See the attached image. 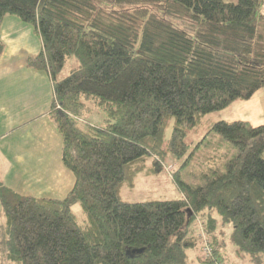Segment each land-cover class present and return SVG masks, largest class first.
<instances>
[{
	"label": "trees",
	"instance_id": "1",
	"mask_svg": "<svg viewBox=\"0 0 264 264\" xmlns=\"http://www.w3.org/2000/svg\"><path fill=\"white\" fill-rule=\"evenodd\" d=\"M9 15L41 40L26 62L52 80L49 117L74 184L56 200L0 183L5 264H264V124L212 123L237 154L205 185L176 169L179 198L120 197L186 156L206 115L264 88V0H0V27ZM95 110L101 125H83Z\"/></svg>",
	"mask_w": 264,
	"mask_h": 264
},
{
	"label": "crops",
	"instance_id": "2",
	"mask_svg": "<svg viewBox=\"0 0 264 264\" xmlns=\"http://www.w3.org/2000/svg\"><path fill=\"white\" fill-rule=\"evenodd\" d=\"M37 35L14 16L1 23L0 183L20 196L61 200L74 178L61 161V136L49 117L52 80L25 63L39 53ZM4 225L0 207V230Z\"/></svg>",
	"mask_w": 264,
	"mask_h": 264
},
{
	"label": "rangeland",
	"instance_id": "3",
	"mask_svg": "<svg viewBox=\"0 0 264 264\" xmlns=\"http://www.w3.org/2000/svg\"><path fill=\"white\" fill-rule=\"evenodd\" d=\"M24 24L32 28L30 24ZM41 50L42 43L40 45L39 39V52ZM25 63L27 64V62ZM72 66H74V60L72 58L67 59L62 74L66 75ZM45 73H47L50 78L49 73ZM260 98L262 99V104L264 106V88H260L259 90H257L254 96L248 101H236L231 103L226 109L220 112L206 115L202 119L201 124L195 129L194 132L192 131L188 136V140L191 143L186 152V156L180 159L166 161L164 164L162 163L161 166L163 167V170L155 173L154 175L145 176L139 174L135 179L134 189L129 190L126 187L121 188L120 197L123 200L129 202L176 199L181 196L179 189L172 179V176L174 175L176 169H178V178L181 181L194 186L205 185L207 182L214 179L217 175L223 173L224 165L227 159L235 156L237 154V150L227 140L222 138L217 133L209 131V129L212 123L220 120L230 122L233 120L241 119L250 122L252 125L264 124V111L259 108ZM102 119L103 115L98 110H95L92 112V115L90 114L85 117V119H83L81 123L86 126H99L102 123ZM164 165L166 167H164ZM73 211L77 221L79 223H82L83 217L80 208L75 205L73 206ZM197 230L198 228H196V234L198 232ZM229 230L230 229L225 228L222 235V238L225 240V248H227V250L231 247V242L229 240ZM1 237L4 239V236H1L0 234V246ZM199 245L202 247V242L200 243L198 241V246ZM228 255V258L224 260V264H237L236 260H233L232 255ZM0 264H5L4 257L1 254V250ZM238 264L248 263L239 262Z\"/></svg>",
	"mask_w": 264,
	"mask_h": 264
},
{
	"label": "built area",
	"instance_id": "4",
	"mask_svg": "<svg viewBox=\"0 0 264 264\" xmlns=\"http://www.w3.org/2000/svg\"><path fill=\"white\" fill-rule=\"evenodd\" d=\"M202 247H201V250H202V253L205 257H212V249H211V246L209 245L206 237L204 236V234H202ZM214 261V264H222L221 262H218L216 260H213Z\"/></svg>",
	"mask_w": 264,
	"mask_h": 264
},
{
	"label": "water",
	"instance_id": "5",
	"mask_svg": "<svg viewBox=\"0 0 264 264\" xmlns=\"http://www.w3.org/2000/svg\"><path fill=\"white\" fill-rule=\"evenodd\" d=\"M136 252L139 253V252H141V250H137Z\"/></svg>",
	"mask_w": 264,
	"mask_h": 264
}]
</instances>
